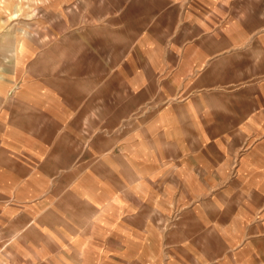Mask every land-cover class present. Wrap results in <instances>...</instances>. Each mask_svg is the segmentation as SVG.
<instances>
[{
    "label": "crops",
    "instance_id": "obj_1",
    "mask_svg": "<svg viewBox=\"0 0 264 264\" xmlns=\"http://www.w3.org/2000/svg\"><path fill=\"white\" fill-rule=\"evenodd\" d=\"M2 27L0 264H264V0H0Z\"/></svg>",
    "mask_w": 264,
    "mask_h": 264
},
{
    "label": "rangeland",
    "instance_id": "obj_2",
    "mask_svg": "<svg viewBox=\"0 0 264 264\" xmlns=\"http://www.w3.org/2000/svg\"><path fill=\"white\" fill-rule=\"evenodd\" d=\"M5 25V24H4ZM6 25H9V24H6ZM23 26H26L27 25V30H28V32H30V33H35V26H33V24H31V23H27V24H22ZM3 29H4V27H2L1 29H0V31H3ZM20 29V24L19 23H12L11 25H10V30H11V33H12V35H13V39H12V47L14 46L13 44H14V35H15V33H16V35H18V33H19V30ZM33 42H35V40H32ZM43 42H44V47H46V46H48V45H50V40L49 39H44L43 40Z\"/></svg>",
    "mask_w": 264,
    "mask_h": 264
},
{
    "label": "bare ground",
    "instance_id": "obj_3",
    "mask_svg": "<svg viewBox=\"0 0 264 264\" xmlns=\"http://www.w3.org/2000/svg\"><path fill=\"white\" fill-rule=\"evenodd\" d=\"M16 14V13H15ZM14 15V14H13Z\"/></svg>",
    "mask_w": 264,
    "mask_h": 264
}]
</instances>
